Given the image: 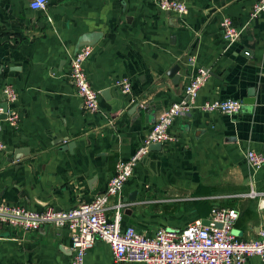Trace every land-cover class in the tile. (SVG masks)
<instances>
[{"label": "crops", "instance_id": "1", "mask_svg": "<svg viewBox=\"0 0 264 264\" xmlns=\"http://www.w3.org/2000/svg\"><path fill=\"white\" fill-rule=\"evenodd\" d=\"M29 1L0 0V86L15 87L19 115L17 128L0 119V202L31 210L90 202L202 68L208 77L194 108L174 119L173 139L148 151L125 182L121 200L134 191L136 199L124 201L121 226L148 236L180 230L207 220L217 204L238 210V238H256L264 225V165L254 171L245 157L250 149L264 153V14L250 19L255 0H182L183 15L146 0H47L44 11ZM224 15L242 27L231 43L221 35ZM93 31L101 35L85 72L99 91V110L90 113L68 73L78 38ZM174 65L178 81L169 76ZM123 79L128 94L117 85ZM253 87L254 103L237 115L199 109L215 99L243 101ZM0 235V264H70L67 229L0 224ZM84 264L117 263L97 240ZM245 264L264 262L254 256Z\"/></svg>", "mask_w": 264, "mask_h": 264}, {"label": "built area", "instance_id": "2", "mask_svg": "<svg viewBox=\"0 0 264 264\" xmlns=\"http://www.w3.org/2000/svg\"><path fill=\"white\" fill-rule=\"evenodd\" d=\"M146 1L162 12L179 15L188 12V7L182 0ZM46 6L47 0L29 1L32 10L44 11ZM262 14L264 0H255L249 17L253 19ZM219 27L226 42L239 39L242 27L236 26L231 17L222 16ZM92 52V45L81 46L70 59L68 73L84 110L90 113L99 110V91L90 84L85 72V62ZM207 77L206 70H197L185 84L182 98L159 113L142 143L127 160L116 161L105 190L97 193L90 202L78 203L69 209H56L47 205L40 210L0 202V224L24 232L38 231L45 225L67 229L71 240L70 264H84L86 251L97 240L109 246L113 261L117 264H245L248 258L254 256L264 262V225L256 238H238L233 230L239 212L234 207L214 204L207 218L208 224L196 220L180 230L158 228L149 236L132 226H121L126 206L121 200L122 188L132 176L135 164L148 152L150 143H165L173 139L169 130L174 119L189 114L194 108L198 91ZM117 85L123 93L131 92L129 80L123 79ZM0 92L1 102H5L7 106L3 119L17 128L19 115L14 106L17 91L13 84L3 83ZM243 105L240 99L225 98L205 101L199 105V109L208 113L237 115L242 111ZM0 113H3L1 107ZM5 150L6 145L0 138V152ZM245 157L254 171L264 165L263 152L250 149L246 151ZM250 194L254 195V192ZM111 201H114L113 205L110 204ZM217 223L221 226L217 227Z\"/></svg>", "mask_w": 264, "mask_h": 264}, {"label": "water", "instance_id": "3", "mask_svg": "<svg viewBox=\"0 0 264 264\" xmlns=\"http://www.w3.org/2000/svg\"><path fill=\"white\" fill-rule=\"evenodd\" d=\"M101 33L99 31H93V32H88V33H83L80 35L78 38L76 44H75V51L74 53L83 45H94L98 38L100 37ZM248 53V52H247ZM179 70L178 65H174L171 67L169 76L173 79V81H178L179 80V75L177 74V71ZM255 88L253 87L251 90H249L247 96L243 99V103L246 105H251L254 103L255 100ZM0 107L3 109V113H0V118L5 117V111H6V103L5 102H0ZM61 141V139H60ZM162 148V143L156 142V143H150L148 145V151H159ZM136 199V191L130 193L124 201H134ZM204 224H208L207 220L203 221ZM220 223H217V227H220ZM235 232V230H233Z\"/></svg>", "mask_w": 264, "mask_h": 264}]
</instances>
